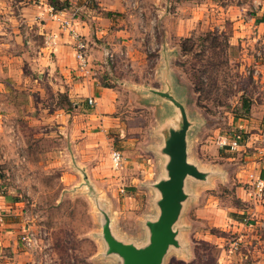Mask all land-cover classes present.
<instances>
[{"label": "rangeland", "instance_id": "374dc122", "mask_svg": "<svg viewBox=\"0 0 264 264\" xmlns=\"http://www.w3.org/2000/svg\"><path fill=\"white\" fill-rule=\"evenodd\" d=\"M215 2L192 34L168 43V71L181 83L168 84L189 124L188 161L210 175L204 182L188 177L192 192L182 203L180 228L173 226L177 243L161 264H264V192L256 191L264 166V120L256 117L264 103V0ZM230 3L237 7L229 15L224 7ZM134 49L131 64L120 59L112 75L103 73L105 86L122 77L131 86L119 90L104 128H87L85 140L77 130L84 111L47 81L33 82L37 87L27 93L17 90V105L2 106L9 117L0 120V194L11 203L5 219L15 242L14 249L2 248V260L122 264L106 252L107 221L118 239L139 247L148 242L146 221L158 216V150L168 123L155 105H141L140 94L170 89L154 69L155 51L143 44ZM172 114L175 126L179 117ZM117 116L119 126L111 127ZM236 133L240 145L232 149ZM113 151L123 157L118 167Z\"/></svg>", "mask_w": 264, "mask_h": 264}, {"label": "crops", "instance_id": "0c3cea01", "mask_svg": "<svg viewBox=\"0 0 264 264\" xmlns=\"http://www.w3.org/2000/svg\"><path fill=\"white\" fill-rule=\"evenodd\" d=\"M215 1L67 0V6L54 9L48 0H0V110L5 104L17 105V90H24L27 93L35 90L34 87L31 89L32 86H39L47 81L56 92L66 95L67 102L73 101L77 109L84 111L79 114L82 122L77 130L85 140L86 134L89 133L87 128L97 126L104 128L105 118L108 117L106 113L115 109L119 90L125 87L129 89L131 86L132 81L127 77H122L119 84L114 87L105 86L101 81L103 73L112 75V70L114 66H118L120 59H124L126 65L131 64L135 44H143L145 49L147 47L148 50L155 51L157 63L154 69L160 72V76L170 89V95L176 100L173 87L168 83L171 79L177 85L181 83L168 71L167 58L170 56L168 43L192 34L204 21L205 11L210 7L214 10ZM235 7H237L235 4L230 3L224 7L225 12H229L230 15ZM64 21L70 24L69 27L63 24ZM76 37H80L86 43L88 65L85 68L77 66ZM143 53L146 56L148 51ZM140 95L141 105L144 108L155 105L163 123L172 125L169 122L175 120L173 112L179 117V108L171 100L146 90ZM89 99L93 100L92 104H89ZM258 108L256 117L264 120V103L258 105ZM2 117L7 119L9 115L0 112V120ZM120 118L111 117L110 126H119ZM98 130L90 133H99ZM188 148L187 132V161ZM161 149L158 150L163 160V174L160 179L166 177L165 166L168 160ZM194 165L204 173V178L190 176L185 178V202L189 198L188 194L192 192L188 189V177L194 181L204 182L210 175L208 171L206 173L202 170L197 162H194ZM259 176H264L263 165ZM248 178L251 179L250 176ZM192 198H196V195L193 194ZM184 204L175 228H180L178 224L185 210ZM10 205L6 197L0 194V213L4 219L0 225V251L3 247L11 246L14 249L15 246L9 229L12 224L8 225L10 220L5 219L7 216L5 212ZM199 210L202 208L199 207L198 212ZM146 234L148 237V229ZM112 235L114 236L113 233ZM114 237L123 243L139 247L133 242ZM0 264L10 263L8 259L4 261L0 257Z\"/></svg>", "mask_w": 264, "mask_h": 264}, {"label": "water", "instance_id": "95a60500", "mask_svg": "<svg viewBox=\"0 0 264 264\" xmlns=\"http://www.w3.org/2000/svg\"><path fill=\"white\" fill-rule=\"evenodd\" d=\"M171 100L179 108V119L176 125H167L163 129V147L161 152L168 158L166 163V177L155 183L159 193L156 201L158 216L146 222L149 231L148 242L142 247L117 240L111 233L108 221L103 225V238L107 246V253L117 254L122 264H161L170 245H175L176 231L173 228L186 198L184 181L187 176L204 178V173L187 161L186 136L188 121L182 105L168 92L154 91Z\"/></svg>", "mask_w": 264, "mask_h": 264}, {"label": "built area", "instance_id": "2783aa9c", "mask_svg": "<svg viewBox=\"0 0 264 264\" xmlns=\"http://www.w3.org/2000/svg\"><path fill=\"white\" fill-rule=\"evenodd\" d=\"M66 27H69V23L64 21L63 23ZM110 57V55H108ZM75 57L77 60V66L79 68H85L88 65V59H87V53H86V43L80 37H76L75 42ZM89 104L93 103L92 99L88 100ZM241 138L239 133L234 134V136L230 139V143L228 144L230 148L235 149L239 146V139ZM227 139V138H226ZM112 162L115 167H118L123 162V157L119 151H113L111 154ZM256 191L259 193L258 196H260L261 193L264 192V176L259 178L256 182ZM264 197V193H263ZM3 215L0 213V225L3 223Z\"/></svg>", "mask_w": 264, "mask_h": 264}, {"label": "trees", "instance_id": "16d2710c", "mask_svg": "<svg viewBox=\"0 0 264 264\" xmlns=\"http://www.w3.org/2000/svg\"><path fill=\"white\" fill-rule=\"evenodd\" d=\"M48 1L53 6L54 9L62 8L68 5L67 0H64L62 2H60L59 0H48ZM62 96H64L67 99L66 95H62ZM243 105L245 106L246 110H248L247 105L245 103Z\"/></svg>", "mask_w": 264, "mask_h": 264}]
</instances>
